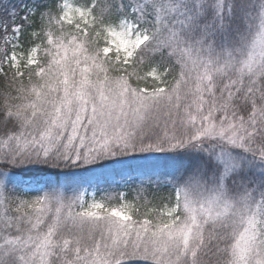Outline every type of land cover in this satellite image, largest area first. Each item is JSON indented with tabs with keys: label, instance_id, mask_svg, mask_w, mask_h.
Returning a JSON list of instances; mask_svg holds the SVG:
<instances>
[{
	"label": "snow or ice",
	"instance_id": "1",
	"mask_svg": "<svg viewBox=\"0 0 264 264\" xmlns=\"http://www.w3.org/2000/svg\"><path fill=\"white\" fill-rule=\"evenodd\" d=\"M0 264H264V0L0 5Z\"/></svg>",
	"mask_w": 264,
	"mask_h": 264
},
{
	"label": "trees",
	"instance_id": "2",
	"mask_svg": "<svg viewBox=\"0 0 264 264\" xmlns=\"http://www.w3.org/2000/svg\"><path fill=\"white\" fill-rule=\"evenodd\" d=\"M27 2V0H0V5L3 7L19 6L20 3Z\"/></svg>",
	"mask_w": 264,
	"mask_h": 264
},
{
	"label": "rangeland",
	"instance_id": "3",
	"mask_svg": "<svg viewBox=\"0 0 264 264\" xmlns=\"http://www.w3.org/2000/svg\"><path fill=\"white\" fill-rule=\"evenodd\" d=\"M91 191V190H90ZM97 198H99V197H97Z\"/></svg>",
	"mask_w": 264,
	"mask_h": 264
}]
</instances>
